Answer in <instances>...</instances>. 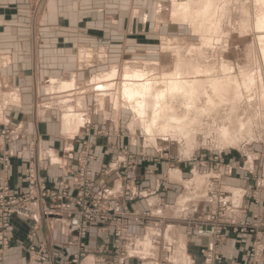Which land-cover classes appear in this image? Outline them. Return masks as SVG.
Listing matches in <instances>:
<instances>
[{
	"label": "crops",
	"instance_id": "obj_1",
	"mask_svg": "<svg viewBox=\"0 0 264 264\" xmlns=\"http://www.w3.org/2000/svg\"><path fill=\"white\" fill-rule=\"evenodd\" d=\"M146 2L0 0V126L21 125L32 135L8 144L10 165L4 170L0 163V185L8 183L13 192H26L27 171L33 165L40 181L51 189L62 181L74 185L72 172L84 150L76 140L87 135L84 130H79L82 133L78 136L64 134V115L61 117L52 98L48 102L53 91L49 94L46 84H51L52 79H47L71 80L74 84L71 90L79 91L85 105L83 109L77 106L90 124L110 130L113 125L119 128L117 124L124 121L122 117L129 114L128 110L117 108L115 102L107 99L101 102L82 84L102 61L108 62L113 57L116 41H128V36L133 35L137 27L131 18L133 4L140 10L147 8ZM124 137L111 142L90 139L95 144L92 190L98 202L109 208L121 203V191L134 180L139 191L149 188L157 192L128 202L132 210L155 212L152 218L156 222L124 227L128 232L123 264H250L259 240L263 247L258 248L261 256L257 263L264 264V229L255 227V232L244 233L235 226L264 224V182L258 184L254 180L264 168L259 156L246 158L233 153L228 157L219 179V193L214 194L213 173L187 175L188 169L181 165L173 168L160 165L151 159L149 149L142 146L128 147L138 158L134 168H130L129 158L123 153L121 140L127 142ZM30 142H35L33 148ZM129 169L132 174L126 178L124 173ZM213 212H219L227 223L225 235L219 241L188 234L176 218L195 219ZM11 230V245L0 252V264H70L77 254L76 234L66 220L43 218L35 237H30L34 232L31 223L14 219ZM113 234L114 226L109 223L91 224L82 264H118ZM31 246L41 248L47 260L37 261ZM203 250L219 261L206 260Z\"/></svg>",
	"mask_w": 264,
	"mask_h": 264
},
{
	"label": "rangeland",
	"instance_id": "obj_2",
	"mask_svg": "<svg viewBox=\"0 0 264 264\" xmlns=\"http://www.w3.org/2000/svg\"><path fill=\"white\" fill-rule=\"evenodd\" d=\"M186 1L187 0H147V8H141L140 10L135 8V4H133L134 8L131 12V18H133V22H137V27L134 28L133 35L128 36V41H116L113 57L108 60V62L102 61L101 66L94 68V71H91V73L86 75V79L82 84L84 87L87 86L89 90L91 89L90 91H92L93 88L91 82L94 77L100 78V76L102 77L107 75L108 72L117 70L116 72L118 76L115 78L116 81L113 82L116 84V88L113 93L115 97L117 96L119 98V107L117 108L126 109L128 110L129 114H126V116L124 115V117H122L124 121H121L120 124H117L120 126L119 128L113 125V129L111 130L110 128H108V130L107 127L100 126L95 123L90 124V122L85 120L84 125L86 126L83 127L81 131L84 130L87 136H85V138L81 137L80 139L78 138L76 140L79 145L84 147V150L78 160L77 168L72 172V174L74 173L75 175V183L73 186L62 181L54 189L49 188L38 178L37 170L34 165L27 171L26 192H13L8 183H3L0 185V252L6 251L10 248L12 221L14 219L31 223L34 232L30 237H35L39 223L43 218H55L66 220L69 224L70 230L76 234V237L74 238L75 245L78 247L76 252L77 254L72 256L70 264H82V256L86 250L85 240L88 237L90 225L94 223H109L114 226L113 245L115 247L116 258H118L117 263L123 264L125 262L124 260L126 253L124 251V241L128 231H125L126 228L124 227L134 228L147 226V222L149 221L154 224L156 222V220H153L152 218L156 214L155 212L132 210L130 209L128 202L135 198L142 197L143 195H154L157 192L149 188L139 191L137 189V182L134 180L133 183L126 184L121 191L119 195L121 203L113 204L110 206L111 208H109L103 203L98 202L92 190L94 173L91 164L95 159L93 154L95 144L94 142H90L91 138H94L95 140L98 138H103L107 142H111V140L115 139L116 137L122 138L125 136L124 138L127 139V142L124 140L121 141L125 147L123 149V153L127 158H129L131 164H129L131 166L130 168H134V164L138 158L132 154L131 149L129 150V148L137 145L138 148H141V146L148 148L150 152L149 156L152 157L151 159H153L154 162L156 161L155 163H159L160 165L164 166H170L169 168L181 165V167L188 169V172H186L187 175H203L205 173L208 175L209 172L213 173L214 194L219 193V179L222 177V168L225 166V160L228 157H231L233 153H239L241 157L246 158L254 156L256 159L260 158L264 163V97L262 99V95H264V85H260V83L257 81L255 82L256 85L253 84L244 87L242 83L245 79L242 77L243 72H247V75L252 74L251 76L258 78V72L260 69L258 65L263 66V62L261 61V54L263 52L261 46L259 45L261 42H259L260 39L258 38L259 29H257V22L264 15V0H218V5L216 3L215 8L210 12L209 10L207 11L205 9L206 6L204 7L202 4L201 7H204V10L202 9V12L199 11L196 14L198 16L197 19L190 20L192 22H190L187 18L182 17L179 19L177 18V15L174 16L175 4L177 3L179 5L180 3H184ZM199 13L205 16H200ZM173 19L176 21V23L173 21ZM262 58L264 59L263 54ZM186 62H194V65L196 64L195 66H199L204 69L208 66L206 69H211L212 77L217 79L222 78V80L224 78L223 68L225 65L226 67H234L236 69L235 75L239 77V82L243 85L240 87L242 92L240 97L241 99H238V97L236 98L234 91L232 93V89H229V92L225 93L226 96L224 95L225 98L223 97L221 101L219 100L220 98L216 97L214 94V96L212 95V87H207V91L210 93V95H212L211 97L213 100L216 97L214 102L218 104L217 108H220L221 106L222 109H225L222 112H219L221 114L218 113L219 115H214L217 119V123H210L213 125L212 127L206 128L205 124H202L203 126H199L200 132L202 129L203 130L201 133L199 130L197 131L198 135L196 134L194 141L191 144H187L186 140L182 139V141L178 138L169 139V141L164 140V136L162 135L159 128L161 124H159L156 129V131H159L160 133H157L154 130V132L151 134L147 133L145 129L147 122L145 124L141 119H136L137 115L133 114L131 110L123 105L122 101L120 100L121 93H119V90L123 87L124 74L127 72H130L134 69H147V72H149L148 75L151 78L156 76L160 78L164 74L171 73L176 68L177 63L180 64ZM246 68L247 70H245ZM221 72H223V74ZM216 73H218V75H216ZM204 78V76H201L199 79L206 80ZM51 79L57 80L59 83L71 81L67 80L66 77L64 80H62L63 78L61 77L48 78L47 80L50 81ZM104 80H107V78H104ZM162 85L163 87H161ZM48 86L49 90H51V84H46L47 88ZM96 87L97 89L99 88L98 86ZM96 87L94 89H96ZM158 88H165V83L162 81V83L158 85ZM48 92L51 94V91ZM60 92L57 91V93L54 92L51 94L49 96L48 102H52L49 101L50 98L54 100V104L57 106V111L62 114L61 117L66 112H68V106L75 107L79 114H82L81 110L83 108L80 109L78 107L79 102H82V97L78 96L79 92L71 91V89ZM229 93L230 95H228ZM250 93L252 95H250ZM93 94L97 95L95 92H93ZM106 99L113 101L111 97ZM199 99L198 101L200 103L197 101L198 107L200 109L204 108L205 104H208L206 102L208 101L207 97L202 96ZM210 106H212V104H210ZM182 107L185 109L184 106ZM182 107H179V109H182ZM231 108L237 109L239 111L237 112L236 110L232 109L230 110L232 112L229 113V109ZM231 114L232 116L235 115V118L232 117ZM151 116L152 112L149 110L148 118ZM59 121L61 120L59 119ZM137 121V124L140 123L139 126L134 123ZM234 121L236 123L239 121L241 123H246L245 131H238V124H234ZM129 123H132L133 128L130 126L132 129L128 127ZM135 125L138 128H135ZM235 125H237V128ZM222 126H227L229 129L228 131H230L229 134H231V138L229 137L228 139L231 141L229 140L227 142V138L223 139L225 135L221 134L219 130ZM213 127L217 129V131L213 129ZM253 127L255 129H253ZM232 130L235 133H233ZM81 131H78L79 133L76 131L77 133L74 132V134L78 136L82 133ZM27 134H30L29 130L26 128H21V125L14 128L0 126V163L2 164L4 170H7L10 165L11 152L8 149V144L12 141L16 142L17 140H22V138L24 139ZM129 135L131 136L130 140ZM31 136L32 135L30 134L28 139ZM30 143V147L33 148L35 146V142ZM195 144L199 145L196 147ZM188 150L190 151L186 154V151ZM153 152L156 153L154 154ZM257 156L259 157L257 158ZM140 160L141 159H139V161ZM149 162L152 164L151 160H149ZM33 171L34 173H32ZM131 174L132 172L130 170L125 172L124 176L129 178ZM254 180L258 184L264 182V168L259 174L254 176ZM5 191H7V195L5 194ZM213 213L207 216H198L195 219H192L189 216L176 218L178 219L182 229L187 228L188 234L192 233L193 235L199 237L214 238L203 235L200 233V230H197L196 228L199 225L197 224L198 222H207L210 219L209 223L212 228L211 231L217 229V231H220V234L223 236L225 235L227 228L226 220L222 218V215L219 212L215 214ZM213 215L216 216V219L211 218ZM73 222L79 223V226H74ZM142 222H144V224H142ZM235 226L244 233H247L248 231L255 232V227H257V229H264V224L258 225V223L254 225L240 223L238 226ZM78 227L80 228L75 229ZM129 228L127 230H129ZM236 231L238 230L235 228V232ZM261 247H263V243L262 240H259L253 250L254 257L250 258V264H258V257L261 256V251L258 248ZM30 251L36 254L35 259L37 261L45 262L47 260L41 248L36 249L34 246H31ZM207 252L208 250L202 251V254L206 260L211 261L216 259L219 261L218 258H214L210 253Z\"/></svg>",
	"mask_w": 264,
	"mask_h": 264
},
{
	"label": "bare ground",
	"instance_id": "obj_3",
	"mask_svg": "<svg viewBox=\"0 0 264 264\" xmlns=\"http://www.w3.org/2000/svg\"><path fill=\"white\" fill-rule=\"evenodd\" d=\"M258 1H257V3H258ZM217 2H218V0H196V1L187 0L186 2L180 3L179 5L176 3L175 7H174V16L177 15V18H179V19L183 17V18L189 19V21L191 19L194 20V19H197V17H198L196 14L199 11H201L202 9L204 10L205 6H206L205 9L207 11L209 10V12H210L211 10H213L215 8V4ZM202 4L204 5V7H201ZM217 5H218V3H217ZM202 15L200 14V16H202ZM203 16H205V15H203ZM173 21H174V19H173ZM174 22L176 23V21H174ZM190 22H192V21H190ZM195 22H196V20H195ZM189 25H190V23H189ZM257 29H259V31L257 30L259 33V37H258L260 39L259 42L262 43V44L260 43L259 45L261 46V49L263 52L262 54L264 55V15L257 22ZM248 31H246V32H248ZM262 54H261V61L263 62V66L258 65L260 67L259 72H258V78L251 76L252 74L247 75L246 74L247 72L246 73L243 72L244 70L242 71L243 72L242 77L245 78L244 81L242 82L244 87L253 85L257 81L260 83V85H264V59L262 58ZM195 65H194V62H191V63L186 62V63H180V64L177 63L176 68L171 73L164 74L160 78H158L157 76L154 78L153 77L151 78L148 75L149 72H147V69L146 70L134 69V70L124 74L123 87L119 90V93H121L120 100L122 101V103L125 107H127L129 110H131L133 112V114L137 115L136 119H139V120L141 119L143 121V123H145V124L147 122V126L145 128L147 133H149V134L153 133L154 131H156L158 125L161 124L159 128H160L162 135L164 136V140L169 141V139L178 138L180 140H182V139L186 140L187 144H191L194 141V138L197 134V131L199 130V126L202 124L203 125L205 124L206 128L212 127L213 125L210 123H215V124L217 123L216 122L217 119L215 118L214 115L218 114L219 112H222L225 109V108L222 109L221 106H220V108H217L218 104L214 102L216 97L220 98L219 100L221 101L223 99L225 93L226 92L228 93L229 92L228 90L232 89V93L234 91V95L236 96V98L238 97V99H241L240 97L242 95V92H241L240 87L242 84H240V82H239V77L235 75L236 69L234 67H229V66L226 67V65H225V67L223 68L224 78L222 80V78L217 79L215 77H212L211 69H206L208 66L204 69L202 67L195 66ZM204 66H206V65H204ZM111 69H113V68H111ZM245 70H247V68ZM116 71L117 70H113L111 72H108L107 75H104L102 77L100 76V78L94 77L92 82H91V85L93 88L92 91L97 93V96H100L99 98L101 99V102H104V99L111 97L112 100L115 102L114 105L116 107H119V98L117 96L115 97V95L113 93L115 91V88H116V84H114L113 82L116 81L115 78H116V76H118ZM221 73L223 74V72H221ZM122 74H123V72H122ZM254 74H256V73H254ZM216 75H218V73H216ZM201 76H204L205 77L204 79H206V80L199 79ZM213 76H214V73H213ZM246 77H247V79H246ZM104 78H107V80H104ZM161 79H163V80H161ZM162 81L165 83V88L160 89V88H158V85H160L162 83ZM255 85H254V87H255ZM96 86H98L99 88L97 89ZM209 86L212 87V91H213L212 95L214 94L216 96L214 98V100L211 97L212 95H210V93L207 91V87H209ZM73 87H74V84L72 82H65V83L61 82V83H59L57 80L53 79L51 81V90H48V91H53V93L54 92L57 93V91L60 92L63 90H69V89H72ZM95 87H96V89H94ZM161 87H163V85ZM261 89H260V91H261ZM75 91H77V89ZM60 93H63V92H60ZM228 95H230V93ZM250 95H252V94L250 93ZM202 96L207 97L208 101H206V102L208 104H205V107L203 106L204 108L200 109L197 105V101ZM263 97H264V95H262V99H263ZM251 98H252V96H251ZM232 99H231V101H232ZM231 101H229V102H231ZM198 103H200V102L198 101ZM210 104H212V106H210ZM79 105H80V108L85 107L84 103H82L81 101L79 102ZM182 106H184L185 109ZM214 106H216V107H214ZM228 106H231V105H228ZM68 107H69L68 112H66L63 116V132L66 135L67 134H74V132L77 133L79 130H81L82 127L86 126V125H84L85 119H84L83 115L79 114V112L77 111V109L75 107L74 108L71 106H68ZM179 107H182V109H179ZM213 107H214V109H213ZM122 108H124V107H122ZM232 109L236 110L237 112L239 111L237 109L231 108V109H229V113L232 112V111H230ZM100 110H101V108H100ZM149 110L152 112V116L148 118ZM98 113H99V111H98ZM219 114H221V113H219ZM231 116H232V114H231ZM234 116H232V117H234ZM216 117H217V115H216ZM225 117H227V116H225ZM221 119H222V117H221ZM228 119H230V118H228ZM116 120H118V119H116ZM132 121H134V120H132ZM224 121H226V120H224ZM229 121H231V120H229ZM235 121H236V119H235ZM235 121H234V124L236 123ZM226 122H228V121H226ZM134 123L137 124L138 121L134 122ZM219 123H223V122H219ZM240 123H241L240 121L238 123H236V124H238L237 130L240 132H244L246 129V125H245L246 123H241V125H240ZM82 125H84V126H82ZM137 125L139 126L140 123ZM236 126L237 125H235V127ZM136 127L137 126L135 125V128ZM200 129H201V127H200ZM213 129H215V128L213 127ZM253 129H255V128L253 127ZM202 130H201V132H202ZM215 130L217 131V129H215ZM215 130H214V133H215ZM219 130H220L221 134L225 135L224 137L222 136L223 139L227 138L226 140L228 142L230 140L228 138L229 137L231 138V134H229L230 131H228L229 129L227 128V126H222ZM199 132H200V130H199ZM203 132H205V131H203ZM232 132H233V130H232ZM233 133H235V132H233ZM154 136H156V135H154ZM158 136H159V134H158ZM251 142H253V141H251ZM154 144H155V142H154ZM169 144H170V142H169ZM197 145H199V144H197ZM197 145H196V147H197ZM189 151L190 150L186 151V154H187V152L189 153ZM193 151H195V150H193ZM54 162H57V160H55ZM32 173H34V171ZM176 178H179V177L176 176ZM38 183H40V182H38Z\"/></svg>",
	"mask_w": 264,
	"mask_h": 264
},
{
	"label": "built area",
	"instance_id": "obj_4",
	"mask_svg": "<svg viewBox=\"0 0 264 264\" xmlns=\"http://www.w3.org/2000/svg\"><path fill=\"white\" fill-rule=\"evenodd\" d=\"M5 194L7 195V191H5ZM211 218L216 219V216L213 215V217H211ZM209 220L207 222H198L197 224H199V225L196 228H197V230H200V233H202L203 235L208 236V237H214L219 241L220 238L222 237V234H220V231H217V229H215L214 231L213 230L211 231L212 228L210 226ZM73 225L79 226V223L73 222ZM79 228L80 227L75 228V229H79ZM253 257H254V253H253Z\"/></svg>",
	"mask_w": 264,
	"mask_h": 264
}]
</instances>
